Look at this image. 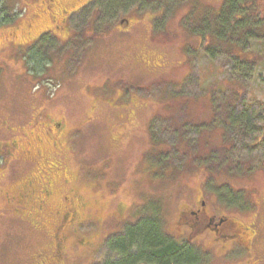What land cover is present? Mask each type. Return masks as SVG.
Here are the masks:
<instances>
[{
    "label": "rangeland",
    "instance_id": "1",
    "mask_svg": "<svg viewBox=\"0 0 264 264\" xmlns=\"http://www.w3.org/2000/svg\"><path fill=\"white\" fill-rule=\"evenodd\" d=\"M12 1L16 10L25 7V0ZM30 2L33 6L39 0ZM133 2L140 6L142 14L145 13L144 9L159 7L161 0H107L101 8L104 13L107 12L106 18L102 19V13L95 12L93 8L85 11L83 16H72V26H81L79 30L83 33L84 40L87 39L86 42L81 44L82 47L72 42L63 46L49 35L43 36L42 43L38 46L41 54H33L32 58L27 56L32 68L28 72V64H24L22 58L7 57V50L1 49V45L5 43L1 41L0 126L5 120V125L8 126H26L31 117L45 106L44 114L60 117L67 126L76 128V152L85 162L82 166H86L82 167L76 157V165L70 168L80 170L82 178L78 183L84 188L83 194L93 196V199L99 198L103 205H112L111 200H123L127 205L151 202L159 206L167 204L175 211L184 200L182 195L185 191L195 196L199 186L203 185L207 186V190L218 194L221 201L235 202L244 209L254 201L264 199V152L259 149H249L246 152L245 145L239 146L241 149L238 153L232 151L235 143L227 138L230 128L220 125L222 122L219 124L212 121L215 107V115L218 117L219 111L224 110V105L216 102L212 104L210 93L216 89H242L241 94L246 95L247 99L264 104L263 41L253 40L249 48L241 49V56L249 54L251 58L255 57V66L247 80L239 79L237 87L238 72H243L244 69L236 60L227 58L225 61L220 52L214 57L213 50L207 53L205 49L198 53L194 51L188 56L183 54L181 48L186 42L187 30L181 20L185 9L194 3L192 0L188 3L181 0L171 2L172 5L167 7L169 11L158 20L161 23L154 31L156 40L151 39L148 18L142 19L132 29L134 36L122 33L116 37L113 33L103 40L98 35H86L88 28L91 29L93 25L109 31L121 17L129 14V10L133 8V4L129 3ZM216 2L218 0H205L204 5H215ZM32 11L33 7L30 8L31 13ZM46 12L44 10V18L38 17L37 24L42 31L47 27H54V24L58 25V22H54L53 15H47ZM19 13L23 14L24 11ZM29 22L31 19L27 16L25 24ZM21 23L24 24L23 19ZM32 32H36L35 29ZM122 35L124 38H121ZM89 37L91 38L88 39ZM20 38L23 39V35L19 37L18 34H13L6 41L18 42ZM48 38L51 40H47ZM57 38L62 39V33ZM92 38L95 39L94 45L89 44ZM185 60H188V65L179 64ZM34 68L39 74L42 73L37 83L36 76L33 75ZM25 71L29 77L24 75ZM22 77L27 79L26 84L29 82L34 86L32 89L40 94L41 101L33 102V91L26 95L22 86L24 81L21 83L18 80ZM103 83L114 89L118 88L117 92L92 107L90 103L93 99L103 96L101 91L107 90ZM166 88L173 91L178 89L185 96L162 99L158 96V90ZM119 94L129 101V121L126 118L127 108L118 110L113 107ZM122 114L126 118H123L124 122H128L127 126L120 125L123 121ZM152 117L163 123L156 122L153 125V136L157 141L154 146L150 143L148 128ZM180 120L188 124H202L204 129L184 128L178 125L181 124ZM179 134L183 135L181 141L183 140L184 145H188V149L182 148L180 155L185 162L184 167L177 165L178 169H170L171 172L164 177V173L158 171L155 164H161L164 160L161 156L167 155L164 143L170 148V141L177 139ZM8 136L10 135H6V129L0 127V138L4 140ZM190 161L196 162L191 165ZM167 164L165 160L163 165ZM236 164L239 165V170ZM31 166L30 164L28 170H33ZM57 193L58 199L63 200L68 192L61 190ZM42 226L43 229L38 231L32 226V222L20 220L5 212L0 222V264H18L19 260L40 248L50 250L49 247L57 241L54 238L55 228L53 224H37V227Z\"/></svg>",
    "mask_w": 264,
    "mask_h": 264
},
{
    "label": "flooded vegetation",
    "instance_id": "2",
    "mask_svg": "<svg viewBox=\"0 0 264 264\" xmlns=\"http://www.w3.org/2000/svg\"><path fill=\"white\" fill-rule=\"evenodd\" d=\"M25 1L30 2L33 0ZM106 1L47 0L44 2L39 0L40 3L32 6L34 8L32 14L35 25L26 23L24 29L16 34L19 37L23 35V42L28 43V45H24L25 49L32 47L38 49L43 36L46 35H49L63 46L72 42L82 47L81 44H84L87 39L84 40L85 37L82 36L83 33L79 30L81 29L80 25L72 26L71 17L83 16L85 11L93 8L92 10L95 12L102 13V16H100L102 19L106 18L108 17V15H105L107 12L104 13L101 9L105 6ZM151 1L157 2V0H149V2ZM172 1L161 0L159 7L149 8L150 15L141 14L140 6L136 5L135 2L129 3V5L133 4V8L128 12L129 14L121 17L109 31L93 25L91 29L88 28L86 35L90 34L91 37L98 35L103 40L113 33L116 34V37L122 33H130L131 36H134L132 29L141 23L140 17L142 15L143 18L146 16L149 18L148 28L149 31H152L151 39L156 40L154 31L161 23L158 20L169 11V8H167L164 13L162 5L167 2V7L171 6ZM181 1L190 2V0ZM192 1L194 3L187 10L185 9L181 20L187 30L186 42L181 48L185 56L193 54L194 51L198 53L199 50L204 51V49L211 48L213 49L212 55L215 54L214 57L220 52L219 54L223 56L225 61L227 58L237 61L234 51L237 47V32L250 33L253 29L259 32L264 30V0H262V8L259 11V16L263 19H261V23L256 25H251V20L248 18L245 19V23H238L237 12L226 9V0H218L215 5L208 4L207 7L204 5L205 0ZM44 10L47 11V15H53L52 18H54L55 23L58 22V25L54 24L55 28L51 26L47 33L41 34L43 31L39 29L37 23L38 17L44 18ZM52 12L54 13L51 14ZM32 29L38 32L36 40L33 38L35 36L33 34L36 32H32ZM57 30H60V32L57 33ZM60 33H62V39L57 38ZM121 38H124L123 35ZM194 39L197 41L194 42ZM19 40H22V38ZM241 42H243L242 39ZM94 43L95 39L92 38L89 44L94 45ZM250 43H252V40ZM250 43H246L247 45L243 47L249 48ZM89 44L86 46H89ZM26 54H28V51ZM243 56L248 57V54ZM179 64L188 65V60ZM240 64L243 65V63ZM229 68L231 69V67ZM217 72L221 73L219 70ZM179 92L181 93V91ZM216 92L219 94L218 96ZM210 93L212 104L216 102V104L222 103L224 105V110L219 111L218 117L215 115L217 114L215 111L217 107H215L212 121L219 124L222 122L220 125L230 128V135L227 138H230L231 143H235L232 151H235V149L239 151L241 149L239 146L245 145L246 152L249 149H259L264 152V104L254 103L247 99L246 95H242V89H216V91L212 90ZM236 102L240 104L237 105ZM43 118L44 114L39 115L35 123L39 125L41 136L36 142L39 155H42V152L54 151L58 159L65 158L68 155L66 151L69 150L67 142L71 143L70 137L75 136L77 130L67 128L66 123L60 117L52 116L47 120ZM154 118L157 117L154 116ZM5 121L2 126L6 129V135H10L9 130L13 126L5 125L7 120ZM181 124V126L196 127L197 129L200 125L188 124L185 121ZM29 132L30 129L28 128ZM10 136H8V139L0 141V218L3 220L4 213H10L8 211L10 210L20 220L32 222V226L38 231H41L43 226L37 227V224L44 223V225L51 226L53 224L56 232H54V238L57 240L52 247H49L50 250L40 248L30 256L19 260L18 264L115 263L122 259V255H120V252L113 251L114 249L109 246V243L115 238L124 236L123 233L127 228L150 219L158 224L159 233L165 242L173 243L180 248L182 259L163 261L157 257L140 254L132 259L130 264H264V199L256 200L250 204V207L244 209L237 206L235 202L221 201L218 194L207 190V186L204 185L199 186L195 196L185 191L182 195L184 200L180 202L175 211L167 204L159 206L151 202H142L136 205L132 203L127 205L125 202L123 204L116 203L115 208H117L119 214L118 227L123 228V233L112 234L111 230L106 227L107 223H104L103 220L98 222L91 215L83 213V209L76 205L74 193H72L73 187L69 184V181H67L68 186H66L59 184L58 179L54 180L59 177L62 166L57 168V161L52 160L53 162L51 161L49 164L35 167L33 170H28L27 174H22L23 181L27 184L35 181L34 192L39 199V203L37 202V206L32 210L36 213L30 214L28 218L25 216L24 211L25 202L28 200L27 196H24L26 195V187L19 186L18 188L9 189L11 186H6L9 189L7 194H5L7 191L2 189L5 184L4 179L9 174L8 171L14 169H20L19 173L24 171L22 163L24 156L33 154L27 152L30 151V146L26 143L28 138ZM64 149L67 150L64 151ZM69 151V154L72 155L71 151H74L73 143ZM62 165H64V160ZM71 178L73 181L74 178ZM81 178L79 176L77 181H81ZM56 183L58 184L57 187ZM57 189L68 192L63 196V200L62 198L59 200V196H56ZM5 207H7V210L4 209ZM148 207L150 208L147 209ZM100 227L105 232L104 236L99 231ZM99 238H101L103 248L100 251L101 254L96 255L94 253L98 250H95V247L99 242ZM89 249L92 250L91 256Z\"/></svg>",
    "mask_w": 264,
    "mask_h": 264
},
{
    "label": "trees",
    "instance_id": "3",
    "mask_svg": "<svg viewBox=\"0 0 264 264\" xmlns=\"http://www.w3.org/2000/svg\"><path fill=\"white\" fill-rule=\"evenodd\" d=\"M36 1V0H34ZM44 1V0H42ZM25 2V1H23ZM261 0H226V9H232L234 11H236V16H237V22L238 23H245V19L248 18L251 20L250 24L251 25H256L258 23H261L263 19L262 17L260 18L259 16V11L260 8H262V4H261ZM14 2L12 0H0V42L4 41L5 44L1 45V49L2 50H7V57L9 58H14V59H20L22 58V62L25 64L27 62L28 66L26 67L27 72L28 70L32 69L29 63V59L34 57L33 54L36 53H40L41 54V50L39 49H35L34 47L32 48H27L25 49L24 45H28V43L23 42L24 39L15 42V41H11L8 42L6 41V38L10 35L16 34L17 32H20L21 30L24 29V24L26 21V18L28 16V18L31 19V22H29V25H35V21L33 19V14L30 12V8L32 7V2H25V7L24 8H20L19 10H16L14 4ZM16 3V1H15ZM27 3V4H26ZM40 3V2H39ZM167 3V2H166ZM164 2V4L162 5V9L165 10L167 9V5ZM48 8L50 10V6L48 5ZM20 11H24L25 13L20 14ZM51 11V10H50ZM143 12H145L146 14L150 15V10L148 9H144ZM24 15V16H22ZM22 17V18H21ZM141 22L142 19L145 20V18H148L147 16L145 18L142 17L141 15ZM23 19L24 24L21 23V20ZM149 21V18H148ZM28 27V26H27ZM50 29V27H47L46 29L43 30V32L41 34L47 33V31ZM149 29V28H148ZM7 33V35H3ZM40 33V32H39ZM38 33H35L33 35H35L33 38L36 40L37 36L36 35ZM241 39L243 40V42H241ZM34 40V41H35ZM47 40H51V39H47ZM253 40H257V41H263L264 43V30L262 31H256V30H252L250 33H246V32H237V47L235 48V54H236V58H237V62L239 63H243L242 68L244 69L243 72H238L237 75V87H239V79L242 78L244 80H247V78L250 76V73L253 71L254 66H255V57H250L248 54V57L246 56H241V49H244V47L247 45L246 43H250V41ZM244 46V47H243ZM209 50H213L211 48H208L206 51ZM28 51V54H26V52ZM43 55V54H42ZM27 56H29L30 58L27 59ZM26 58V60H25ZM36 68H34V72L33 75L36 76V83L38 82L39 79V75L42 74L37 71H35ZM25 76L29 77L28 73H26V71L24 72ZM22 79V80H21ZM21 83L24 81V84L22 83L23 86V90H25L26 95L29 94V92L33 91L34 92V88L32 89V87H34L33 85L30 84H26L25 81L27 79H25L24 77L19 78L18 79ZM106 81H109V79ZM35 82H31V84H34ZM35 83V84H36ZM103 85L106 86L107 90H103L101 91L103 96L99 95L96 97V99H93V102L90 103V105L92 107H96L97 104H99L102 99H109V97L114 96V93L117 92V89H114L111 85L109 84H104ZM242 86V85H240ZM167 87V86H166ZM177 88H180L179 86H177ZM29 90V91H28ZM116 90V91H115ZM119 91V90H118ZM180 90L178 89H174L171 90L170 88H166L165 90H158L159 94L158 96H160L162 99H169L170 97H175V96H179V97H184L185 95L182 96V92H179ZM100 92V93H101ZM34 92V98L32 97L33 102L34 101H41V96L39 93ZM47 98L48 94L46 93V91L43 92ZM112 94V95H111ZM122 94H119L118 96H116V104L115 106L113 105L114 109H118V110H124L126 109V118L130 119V113H129V109H130V104L129 101L127 100V98L125 96L120 97ZM172 95V96H171ZM132 96V95H131ZM134 96V95H133ZM237 105H239V102H236ZM135 105V104H134ZM141 105V104H140ZM136 106V105H135ZM178 106V105H177ZM45 106L44 109L37 113H35L30 120V123H27L26 126H21V127H11L10 131V137H25L28 138L27 142L29 144V148L30 151H27L28 153H33L32 155L29 156H24L23 158V165L27 164L24 167V171H20V169H12L13 171H8L9 174H7V178L4 179V184L3 185V190L7 191L5 192V194L8 193L9 189L11 188H18L19 186L21 187H26L25 191H26V195L28 200L25 202V216H27L28 218L30 217V214H35L36 211H32L33 208H35L37 206V202L39 203V199L37 198L35 192H34V187H35V181L31 182L30 184H27L25 181H23L22 178V174L25 173L27 174L28 169H29V165L31 164L32 168L35 169V167H39L41 165L44 164H49L52 160H56L57 161V168H61V171H59V177L55 178L54 180L58 179V183L59 184H63L68 186L67 181H69V184L72 185L73 190L72 193H74V198H75V203L76 205L80 206L83 209V213H86L87 215H91L92 218H95L98 220V222H101V220L104 221V223L106 224L107 229L111 230L112 234H122L123 233V228L122 227H118V216L119 214L117 213V208H115V204L116 203H122L123 204V200H111V204L112 205H103L101 203V200L99 198L96 197V199H93V196H86L83 194L82 190H84L83 186L81 184L78 183V178L80 176V170L78 169H71L70 166H75V158L77 157L78 161L80 162L81 166L85 163L84 160L79 158V154H77L75 147H77V144H75L74 140V135L72 137H70V144L69 142H67V147L70 150V146L73 143L74 146V151L72 152V155L69 154V150H65L68 155L65 156V158L62 159H58L56 157V154L54 151H46L42 152V155H39L38 153V147L36 142H38V140L40 139V133H39V125H36V121L37 118L39 117V115L44 114V110H45ZM50 116H48L47 114H44V120L49 119ZM126 119L125 115L122 114L121 116V120ZM62 119V118H61ZM63 120V119H62ZM153 118H151V121H149V130H150V143H152V146H154L155 144H157L156 138L155 136H153V125L156 124V120H154L152 122ZM89 121H86V123ZM126 122V123H125ZM121 121V126H127L128 122L127 120ZM180 122L182 123L183 121L180 120ZM157 123H162V122H157ZM163 124V123H162ZM180 125V124H178ZM182 125V124H181ZM2 128V126H0ZM166 129H170L169 127L165 126ZM28 128L30 129V132L28 133ZM67 128L72 129V130H77L76 128L73 127H69L67 126ZM184 128H190V126H184ZM199 128L204 129L202 124L199 125ZM80 131V129H79ZM78 132V130H77ZM155 134V133H154ZM183 135L179 134L177 136V139H174L172 141H170L171 145L170 148L167 147V144L164 143V145H166V148L168 150L167 155L161 156L164 158V160L162 161L161 164H155L157 165V169L158 171H161L164 173V177L168 172H171L170 169H178L176 168L177 165H181L180 168L184 167V163L181 159L182 157H180V155L182 154L183 149L182 148H187L188 149V145H184V143L181 141ZM3 141V139L0 138V141ZM63 150V149H62ZM236 153H238V150H236ZM36 154V155H35ZM229 155V154H228ZM154 158H156V154L154 156ZM212 160L214 159V157L212 156L211 158ZM63 160H64V165L63 164ZM165 160L167 161V165H165ZM53 162V161H52ZM192 164L196 162V161H190ZM232 163H234L232 161ZM152 164V163H151ZM164 164V165H163ZM225 164H227V162H225ZM238 164H236L235 166L237 167V169L239 170L240 167ZM60 166V167H59ZM86 166V165H85ZM82 166V167H85ZM77 167V166H76ZM79 167V166H78ZM229 167V166H227ZM243 167V166H242ZM232 168V167H230ZM183 170V169H182ZM19 173V174H17ZM170 174V173H169ZM171 175V174H170ZM74 178V180L72 181V178ZM161 177V175H160ZM16 180H18V182H16ZM11 182V183H10ZM66 183V184H65ZM3 184V183H2ZM74 184V185H73ZM6 186H11L9 189L6 188ZM57 191H61V190H57ZM56 191V196H58V193ZM3 192V191H2ZM65 192V191H64ZM66 194V193H65ZM20 197V196H19ZM113 203H115L113 205ZM47 204V202H46ZM150 207H148L147 209H149ZM4 209L7 210V207H5ZM47 210V209H44ZM10 212V216H15L14 213H12V211L8 210ZM31 212V213H30ZM4 218V216H3ZM0 222H2V218H0ZM118 227V230H117ZM101 234L104 236L105 232L101 229V227L99 228ZM98 232V233H100ZM96 233V231H95ZM124 236H121L120 238H115L113 239L110 243L109 246L114 249L113 251L116 252H120L122 255V259L118 260L115 263L112 264H130L131 260L134 259L135 257H137V255L140 254H144L147 256H151V257H157L160 260L163 261H168L170 259H182L180 256V248L176 247L173 243H168L165 242V240L162 238V236L159 233L158 230V224L156 222H154L153 220H148V221H143L140 223H137L129 228H127V230L123 233ZM113 238V237H112ZM105 245V243H104ZM103 248V244L101 242V238H99V242L97 243V246L95 247V250H98L97 252H95L94 254L99 255L101 254V249ZM90 252V256L92 254V250L89 249ZM91 262V261H90Z\"/></svg>",
    "mask_w": 264,
    "mask_h": 264
}]
</instances>
